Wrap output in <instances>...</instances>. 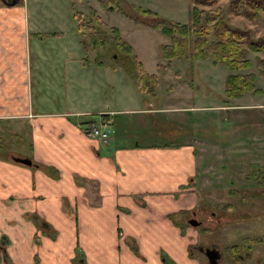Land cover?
<instances>
[{
    "label": "rangeland",
    "instance_id": "rangeland-1",
    "mask_svg": "<svg viewBox=\"0 0 264 264\" xmlns=\"http://www.w3.org/2000/svg\"><path fill=\"white\" fill-rule=\"evenodd\" d=\"M228 1L219 4L226 12ZM16 5L36 29L27 36L25 61L28 103L34 113L69 110L86 113L81 119L88 120L91 128L109 132L108 144L100 145L103 152H114L115 147L130 150L136 145L139 150H200L198 159L203 160L197 169L200 170L197 176L200 205L209 207V213L216 211L217 217L224 214L220 207L234 209L229 215V219L233 218L232 225L214 227L210 234L201 230L202 227L199 241L205 245L216 242L224 247L243 236L259 235L262 238L259 244L264 245V198L260 195L263 186L257 187V180L262 181L264 175V81L256 69L255 58L263 57L264 53H251V68L239 70L255 73L256 86L263 92L227 99L225 80L228 74L238 71L213 60L190 57L172 60L165 67L167 61L163 60L160 47L169 38L154 27L133 20L149 19L141 9L151 10L161 19L187 24L191 0H17ZM227 20L235 27L249 30L254 38L264 37L262 19L248 21L227 13ZM115 28L120 38L132 46L144 69L157 75L154 93L124 84L125 74V81L115 76L117 71L125 72L114 62L119 55L111 57L113 53L123 56L114 51L116 44L111 41ZM97 29L106 34L105 45L101 47H95L90 38ZM148 103L157 110L140 111ZM128 107L136 110L125 111ZM110 108L114 112L103 126L102 122L107 121L103 112ZM23 137L20 147L10 140L6 148H20L18 154L28 156L29 131ZM257 166L263 174H258ZM79 180L88 190L86 195L92 203L99 206L97 182L86 177ZM231 188L245 192L244 196L231 195ZM198 218L204 224L215 219L211 215ZM184 219L185 215L182 220L185 224ZM109 244V240H103L101 246L109 247ZM261 245L255 246L249 258L240 262L230 260L228 264H253L255 259L263 257ZM246 252L247 249L239 251ZM201 263L205 264L204 259Z\"/></svg>",
    "mask_w": 264,
    "mask_h": 264
},
{
    "label": "crops",
    "instance_id": "crops-1",
    "mask_svg": "<svg viewBox=\"0 0 264 264\" xmlns=\"http://www.w3.org/2000/svg\"><path fill=\"white\" fill-rule=\"evenodd\" d=\"M32 30L18 5L0 2V138L5 143L0 152V238L9 241L6 251L12 263L71 264L78 249L86 264H163L158 256L163 249L177 264H194L187 255V240L165 215L197 202L195 189L188 185L197 168V149L139 150L136 145L103 152L100 145L109 141L89 139L80 127L88 122L81 119L86 113H34L28 103L25 62ZM123 74L124 84L139 87L125 72L115 76L125 81ZM128 108L125 111L136 110ZM155 109L148 103L140 111ZM113 112H103L108 122ZM28 131L31 155L6 148L10 140L20 147ZM7 153L32 159V165L17 163ZM33 162L57 168L59 177L51 178ZM81 177L97 182L99 206L86 195L82 181H76ZM136 198L146 206L140 207ZM65 204L73 216L66 213ZM33 213L58 230L54 241L41 236L28 217ZM134 237L144 261L125 244ZM103 240H109V247L102 248Z\"/></svg>",
    "mask_w": 264,
    "mask_h": 264
},
{
    "label": "trees",
    "instance_id": "trees-1",
    "mask_svg": "<svg viewBox=\"0 0 264 264\" xmlns=\"http://www.w3.org/2000/svg\"><path fill=\"white\" fill-rule=\"evenodd\" d=\"M7 6L15 5L16 2L1 0ZM190 21L187 24L179 22H171L166 19L158 18L155 12L151 10H141L145 15L149 16L146 21L134 18L137 23H143L147 26H152L159 30L169 38L168 43L161 45V53L163 60L167 61L164 66H170L172 60L176 59H208L215 63H220L227 66L231 71L248 70L251 68L253 61L249 58L251 53H264V37L254 38L249 30L235 27L227 20V13L233 16H241L246 20L257 21L264 20V0H229L227 3V11L219 4L222 0H191ZM112 8V7H111ZM110 8V9H111ZM97 18V16H96ZM99 29V28H98ZM92 32L91 40L95 47L105 45L104 33L101 31ZM101 32V33H100ZM113 38L116 48L123 55L115 63H119L124 71L131 76L135 84L142 87L143 90H148L150 93L155 92L157 83V75L148 74L143 66V63L138 60L132 46L120 38L118 30L113 29ZM112 57V56H111ZM256 69L261 79L264 81V55L263 57L256 56ZM255 73H230L225 80V96L227 99H239L245 93H261L263 89L258 88L255 83ZM5 148L4 141L0 138V152ZM14 160L15 155L7 153ZM35 167L42 168L51 178L59 177V170L53 166H40L33 162ZM80 183L79 179H76ZM138 202L144 206V202L136 198ZM66 207V213L69 210ZM34 222L38 230L43 236H48L51 239H56L58 230L52 225L38 216L36 213L28 215ZM38 240V236H34V241ZM38 243V241H37ZM8 239L4 236L0 238V264H11L9 255H7ZM234 250V247H232ZM231 249V250H232ZM136 254H139L135 245L131 246ZM232 250V251H233ZM77 251H80L77 249ZM167 264H174L168 256H162ZM76 258L73 259L75 262ZM83 264V262H81ZM74 264V263H73Z\"/></svg>",
    "mask_w": 264,
    "mask_h": 264
},
{
    "label": "flooded vegetation",
    "instance_id": "flooded-vegetation-1",
    "mask_svg": "<svg viewBox=\"0 0 264 264\" xmlns=\"http://www.w3.org/2000/svg\"><path fill=\"white\" fill-rule=\"evenodd\" d=\"M116 56H118V54L117 55H115L114 53L112 54L113 58ZM106 122H108V121H106ZM82 125L84 127V133L87 137V133L91 129V127L89 126V121L84 122ZM199 151L200 150H197V155H198V157H201L199 154ZM15 157H17V155H15ZM15 157H14V160H15ZM198 161H199V164H197V168L194 171L195 174L192 177H190L188 180V185H192V187L195 189V195L197 197V202L195 203V205H193L190 208H184L182 210L181 209L175 210V211H172V212L166 214L165 215L166 219L169 222H171L179 230L180 235H182L183 238L185 237V239L187 240V245H186L187 255H188V258H190L191 260L194 261V264H202L201 262L203 259H204L205 264H228L230 260H236L235 262H240L242 258H245V259L249 258L251 256V252L254 251L255 246L261 245V244H259V242H261L262 238H260L259 235L258 236H250V237H244L243 236V238L239 239L238 242H234V244H226V245H224V247L219 246V244H217L216 242H209L208 244L205 245L201 241H199L201 235H198V232H200L199 229H201L202 227H204V229H201V230H204L205 233L210 234V233H213L214 227H221L222 224L232 225L233 218L230 216V219H229V215L232 213V209H234V208H233V206L232 207H230V206L224 207L223 206V208L220 207L221 205L216 206V207H220V209L222 210V213H224L223 215H220V217L219 216L217 217L216 211L212 210L209 213L207 211L209 207L205 208V206L202 207L200 205L201 197H200L199 185L197 182V176L200 175V172H199L200 170H197V169H200V165L203 163V160L201 158H199L197 160V162ZM256 168H257L258 174H263L261 169H260L261 168L260 166H257ZM261 178H263L262 181L257 180V187L263 186L262 192L260 195L262 196L261 198H264V175ZM233 181L234 180H232V182ZM229 191H230L231 195L234 194L236 197H242V196H244V193H245V192L243 193L240 189H237V188H231ZM142 202H144V201H142ZM144 204L145 205L142 206L139 203L140 207H142V208H144L146 206V202H144ZM203 204L205 205V203H203ZM257 206H259V205H257ZM250 207H254V206L251 204ZM254 210L257 211V209H254ZM205 211H207V212L205 213ZM70 214H71V212L68 213V215H70ZM184 215L186 216V220L184 219L185 224L182 223ZM201 215L202 216L211 215L215 219L212 220L211 223L204 224V222H202V220H200L198 218ZM71 216H73V215L71 214ZM216 219H217V221H215ZM192 222H194L195 225ZM36 229H37V227H36ZM38 231L40 232L41 236H43L41 231L40 230H38ZM193 232H195V233H193ZM237 233H239V231ZM119 234H121L120 230L118 231V235ZM35 236H38V240H37L38 243H37V241H34V242L36 243V245L39 246L42 243L41 237L38 234H36ZM2 237H4V236H2ZM43 237L49 238L48 236H43ZM49 239L52 241L55 240V239H51V238H49ZM8 243H9V241H8ZM125 244L129 248V250H131V246L135 245L139 254H136L133 250H131L132 253L135 256H137L138 258H140L142 261L145 260L143 255L141 254V252L139 250L138 242H137V239L135 237L134 238H128L127 241H125ZM8 246H9V244H8ZM261 246H262V251H263L262 252L263 257H258L257 259H255L253 264H264V245H261ZM232 247H234V250L232 249ZM243 249H247V252L244 254H240L239 251H242ZM163 255L168 256L169 259L174 262V264H177V261H174L173 258L171 259L170 256L163 249H160L158 256H159V260L163 264H167L166 260L165 259L163 260V257H162ZM75 258H76V260H75V262H73V259H75ZM81 262H83V264H86V258L84 256V252H82L80 250V251H77L76 255L72 258L71 264H73V263L74 264H82ZM11 264H13L12 261H11Z\"/></svg>",
    "mask_w": 264,
    "mask_h": 264
},
{
    "label": "built area",
    "instance_id": "built-area-1",
    "mask_svg": "<svg viewBox=\"0 0 264 264\" xmlns=\"http://www.w3.org/2000/svg\"><path fill=\"white\" fill-rule=\"evenodd\" d=\"M108 136H109L108 130L105 129L103 130L95 126H92V128L87 133V137L89 139H98L103 143L108 141Z\"/></svg>",
    "mask_w": 264,
    "mask_h": 264
},
{
    "label": "water",
    "instance_id": "water-1",
    "mask_svg": "<svg viewBox=\"0 0 264 264\" xmlns=\"http://www.w3.org/2000/svg\"><path fill=\"white\" fill-rule=\"evenodd\" d=\"M17 0H11V3H14L16 2ZM15 161L18 163H21L23 165H26V166H31L32 165V159H29L27 157H21V156H18V157H15ZM194 225L195 223L192 222Z\"/></svg>",
    "mask_w": 264,
    "mask_h": 264
}]
</instances>
